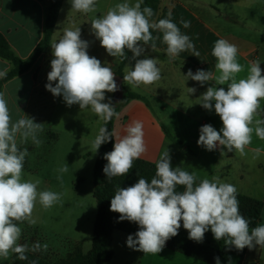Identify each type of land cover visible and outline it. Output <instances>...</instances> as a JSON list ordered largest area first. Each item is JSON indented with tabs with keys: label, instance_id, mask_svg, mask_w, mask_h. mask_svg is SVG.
<instances>
[{
	"label": "clouds",
	"instance_id": "1",
	"mask_svg": "<svg viewBox=\"0 0 264 264\" xmlns=\"http://www.w3.org/2000/svg\"><path fill=\"white\" fill-rule=\"evenodd\" d=\"M97 0H70L71 9L80 13L96 11ZM143 0L132 4L129 0L109 8L106 14L93 18L91 31L99 40L109 56L126 59L125 49L133 53L134 67H129L123 80L127 85L139 87L152 85L161 79L157 58L136 59L144 52V45L155 48L152 31L162 33V42L167 46L166 54L170 61L184 51L191 50L196 57L190 37L168 18L154 21L150 7L141 5ZM183 27H190L189 21L181 20ZM151 42V44H150ZM89 44L81 39L80 27L65 28L62 38L51 43L53 59L51 71L47 75L49 83L46 89L54 96H63L68 106L79 105L80 109L90 107L105 126L100 127L98 135L92 142L95 152L100 146L115 137L113 150L106 153L107 164L103 172L108 179L125 176L133 168L134 160L146 151L144 124L141 120H132L126 127L124 135L117 136L109 132L106 125L119 113L109 99L104 103L106 92H116L117 83L112 68L102 65L101 61L88 54ZM211 55L216 59L215 74L212 71L197 70L193 74L189 69L187 80L199 82L214 81L197 99L204 109L214 111L222 121V128L217 131L210 124L200 128L197 144L208 151L218 145L228 152L235 150L241 156L252 143L253 134L264 140V75L259 61L249 62L246 78H237L244 66L238 62V48L226 39L215 41ZM8 69L0 70V78L7 75ZM52 82L55 83L53 86ZM195 88L188 92L195 93ZM43 131V124L34 122L27 115L15 122L4 93L0 92V257L8 258L10 253L17 254L18 259L26 260L27 244H18L21 228L18 224L27 222L35 224L33 211L36 203L45 209L51 208L62 198V193L51 190L38 191L40 181L23 179V167L27 149L18 147L31 139L39 146L38 133ZM261 148L252 149L253 159L259 158ZM94 152V153H95ZM223 153V151H222ZM156 172L151 181L140 178L127 188L118 187L110 202V211L119 213L121 221L127 220L139 226V230L127 237V246L144 254H158L166 241L178 235L181 227L188 231L189 239L202 242L210 229L214 238L223 239L226 245L236 250L245 247L253 249L257 245L264 248V224L250 229V222L239 210L237 189L234 185L223 183L219 177L202 179L196 183L197 176L182 167L173 169L168 150L164 151L155 163ZM60 173L68 171V165L58 169ZM61 179V177H58ZM183 186V191H177ZM44 251L48 245L35 243L31 251ZM31 264H37L32 261ZM216 264H220L216 258Z\"/></svg>",
	"mask_w": 264,
	"mask_h": 264
},
{
	"label": "crops",
	"instance_id": "2",
	"mask_svg": "<svg viewBox=\"0 0 264 264\" xmlns=\"http://www.w3.org/2000/svg\"><path fill=\"white\" fill-rule=\"evenodd\" d=\"M162 10H166V18L169 12L172 13V21L183 34L190 37L200 56L196 57L188 50L170 61L166 54L167 46L162 42V33L150 30L153 37H159L155 40L156 47L153 49L150 45H144V52L136 59L157 58L161 79L148 86L127 85L123 75L126 74L128 66L134 67L135 64L133 53H130L122 69L121 85L123 94L131 92L138 97L129 99L120 107L119 118L115 117L113 120L112 132L117 136L124 135L132 120H141L144 124L147 151L139 160L155 165L161 154L168 150L173 169L182 167L190 173H195L191 169L193 166L200 168L205 165L203 169L208 171V175H201L200 172L195 174L197 179L211 180L217 177L220 171H211L208 165H213L214 168L217 165L222 167L223 158L228 161L233 152H228L219 145L215 150L208 151L197 144L200 135L198 122L203 125L210 124L216 130H220L223 125L214 111V102L212 111L197 103V99L208 87L214 86L215 82L201 85L197 81L187 80L186 75L189 69L193 74L197 70L212 71L215 74L216 59L211 55V51L218 39H226L237 46L238 62L245 69L238 74V79L246 78L251 61L260 62L264 75V0H158V10L151 19L159 21ZM99 15L97 9L87 14L76 12L71 9L70 0H63L46 49L28 70L1 85V92L4 93L14 122L27 115L33 118L34 122L43 124V152L39 159L41 165L36 170L28 162V155L35 153L32 151L30 139L21 144L17 138L18 147L28 151L23 167V179L32 180L43 171V190L53 191V184L62 183L60 192L63 195L56 203L57 206L67 207L73 204L74 208H78L81 205L79 199L86 181L83 174L86 169H90L89 159L95 152L92 142L98 135L103 121L90 107L81 110L77 104L68 106L62 95L54 96L46 89L45 85L49 83L47 75L51 71V60L54 58L51 43L62 38L65 28L80 27L81 39L89 44L88 54L99 59L102 65L111 67L115 73L120 59L109 56L91 31L89 16ZM44 18V0H0V33L16 57L24 60L32 53L43 36ZM181 20L189 21L190 27H183ZM5 68L9 71L11 64L0 58V70ZM52 83L55 86L57 82ZM215 86L227 90L226 84ZM188 88H195V93L189 94ZM113 96L114 92H106L103 102L108 103L109 99L113 101ZM261 108L264 109V101H261ZM157 112L165 114V117H158ZM168 112L171 114L168 115ZM114 143L115 137L113 146ZM247 148L252 149L250 146ZM175 155L180 157V163L174 167ZM66 164L68 175L58 171ZM221 171L224 174V168H221ZM36 206L43 208L39 202ZM36 224L38 223H26V228L36 227L42 233L46 232V228L37 227ZM70 239L80 244L78 237L71 236ZM17 243L19 244V241ZM248 251L250 249H247V253ZM259 251L260 264H264V248ZM11 255L12 253L5 259L6 264L10 263Z\"/></svg>",
	"mask_w": 264,
	"mask_h": 264
},
{
	"label": "rangeland",
	"instance_id": "3",
	"mask_svg": "<svg viewBox=\"0 0 264 264\" xmlns=\"http://www.w3.org/2000/svg\"><path fill=\"white\" fill-rule=\"evenodd\" d=\"M123 2H125V0H97L96 9L100 15L89 16V18L92 20L93 18L101 17L106 14L109 8ZM129 2L134 4L137 0H129ZM169 77L170 76H167V78ZM169 114L171 113L168 112V115ZM156 115L161 118L165 117V114L159 112H157ZM163 121L167 124L165 119ZM202 126L203 124L198 122V130H200ZM38 138L41 141L39 146L32 143L30 139L32 151L35 153L28 155V162L34 170L41 165L39 159H41L43 152L42 131L38 133ZM249 146L252 147V149L259 147L264 150V140H260L253 134L252 143ZM252 149L246 148L245 155L243 156L233 150L232 158H229L228 161H225L223 158L222 167H219V165H217L216 168H214L213 165L208 166L211 171L212 169L220 171L219 174L217 173V177H219L220 181L223 183L234 185L237 189V194L256 199L261 203L260 218L255 225L256 227L260 224H264V151H262L259 158L253 159ZM90 152L93 153V151ZM97 153L98 150L90 157V169L88 171L86 169L83 174L86 181L83 184V191L79 199V204L82 206L80 205L78 208H74L75 206L73 204V206L67 207L62 205L57 206L55 204L47 210L36 206L33 211V218L36 220V223H38L36 224L37 227L40 226L47 229L45 233H42L40 230L36 229V227L27 229V222L18 224L21 228V237L18 240L19 244H27L29 248L28 252L34 254L37 258L53 262L59 258H63L74 249L81 248L85 253L90 249L93 221L96 214V203L92 197V168ZM173 159V166L175 167L180 163V157L175 155ZM25 163L26 161H24V165ZM204 166H200L199 168L195 165L191 169H193L195 173L200 172L201 175L206 176L209 173L206 169H203ZM221 168H224V174ZM66 174L68 175V172H66ZM238 174L241 175V177ZM43 176V171H41L38 176L32 179H38L40 181L38 191H43ZM56 178L58 179V176H56ZM201 180L202 179H197L196 183L198 184ZM62 187V183L52 185L53 191L55 190L57 193H62L60 192V188ZM71 236L78 237L80 244L72 241L70 239ZM128 236L129 234L127 233L113 231L110 246L112 258L109 264H216L199 261L195 258L171 251L165 246L158 254H144L142 251H137L127 246ZM133 238L135 239L134 236ZM37 242H39L41 246L47 244V250L44 251L41 247L40 251H31L32 246ZM247 249L246 247L241 257L234 251L223 249L221 252L222 263L220 264H260L259 250L262 248L257 245L255 248L248 251V253ZM14 254L15 253H12L11 258ZM6 260L0 257V264H6Z\"/></svg>",
	"mask_w": 264,
	"mask_h": 264
},
{
	"label": "trees",
	"instance_id": "4",
	"mask_svg": "<svg viewBox=\"0 0 264 264\" xmlns=\"http://www.w3.org/2000/svg\"><path fill=\"white\" fill-rule=\"evenodd\" d=\"M44 1L45 18L43 36L26 59L22 60L16 57L10 49L6 39L0 33V58L11 64V69L7 72V75L0 78V92L1 85L4 82L30 68L49 43L58 10L63 0ZM145 6L150 7L153 10V13H156L158 10V0H143L141 8ZM166 15V10H162L161 19L166 18ZM125 53L126 59L123 61L119 60L115 72V74L121 78L124 63L129 57L131 51L125 49ZM137 97L138 96L135 93L125 92L120 102L115 103L114 101H111V103L114 105L115 111L118 112L120 107L129 99ZM114 118L115 116L106 125L109 132H112ZM102 126H105L104 122H102L100 127ZM163 129L168 135L166 129ZM112 150L113 137L100 146L92 168V197L96 203V214L93 221L90 249L86 253H83L80 248L74 249L67 253L63 258L53 262L37 258L34 254L27 251L26 260H20L18 259L17 254H14L10 260V264H31L32 261H36L37 264H109L112 258L110 246L113 231H121L135 237L134 234L139 230V226L136 223L127 220L121 221L119 219V213L110 211V202L118 187L127 188L132 186L138 182L140 178H145L150 182L151 178L155 175L156 168L154 164L137 159L134 160L133 168L128 174L108 179L103 172V168L107 164V160L104 159V156ZM183 190V186H177V191L182 192ZM237 199L239 201L240 213L249 220L250 229L255 227L260 218L261 203L256 199L239 194H237ZM188 237V231L183 228L181 221L178 235L167 240L165 247L171 251L181 253L185 256L206 263H216V258H219V262L222 263L221 252L223 249L234 251L239 257H241L246 250V247L243 250H236L234 246L226 245L223 239L217 241L210 229L205 233L202 242L193 241Z\"/></svg>",
	"mask_w": 264,
	"mask_h": 264
},
{
	"label": "water",
	"instance_id": "5",
	"mask_svg": "<svg viewBox=\"0 0 264 264\" xmlns=\"http://www.w3.org/2000/svg\"><path fill=\"white\" fill-rule=\"evenodd\" d=\"M115 81L117 83L118 90L116 92H114L113 101L115 103H118V102H120V100H121V98L123 96V89H122V85H121V77L115 76Z\"/></svg>",
	"mask_w": 264,
	"mask_h": 264
}]
</instances>
